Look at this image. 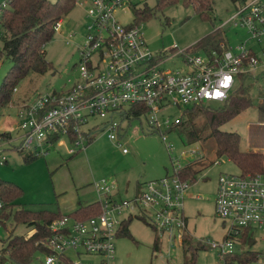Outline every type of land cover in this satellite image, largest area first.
Instances as JSON below:
<instances>
[{
	"label": "built area",
	"instance_id": "1",
	"mask_svg": "<svg viewBox=\"0 0 264 264\" xmlns=\"http://www.w3.org/2000/svg\"><path fill=\"white\" fill-rule=\"evenodd\" d=\"M147 0H77L87 6L90 21L87 34L79 48L80 75L74 83L59 92L38 94L23 102L17 112L18 122L10 133L0 138V163L7 162L5 150L17 148L35 156L46 155L52 145L67 143V152L76 154L85 148L95 135V126H86L91 117L106 119L108 136L122 146L118 136L120 122L115 114L134 116L125 104L144 105L148 122L153 128L173 129L180 122L167 118L160 121L161 110L170 105H194L206 100H226L242 73H251L264 60L241 40L237 51L214 49L206 56L191 46L180 48L174 43L168 50L153 51L146 41L141 22L124 24L117 17L118 10H126ZM6 1L3 5H6ZM246 28L251 37L262 41L264 34V0H242L233 15L221 23ZM63 20H58L59 29ZM71 33L67 41H71ZM174 57L183 64L174 68L162 65ZM15 87L14 90H16ZM87 128H86V127ZM12 131H15L13 133ZM162 138L169 151L175 145ZM127 152L126 147H122ZM201 150V149H200ZM198 158L180 164L174 162L172 172L147 180L135 196L118 199L115 181L102 179L94 186L99 194V210L85 217L64 214L53 219L50 234L44 240V259L35 264H88L83 255H102L103 264L115 254V238L132 215L141 216L158 232L168 235L171 244H182L189 230L185 213V199L196 177L185 175L186 166L205 160L203 150ZM219 163L216 159L213 163ZM212 164V163H210ZM215 210L228 223L229 229L221 241H203L216 248L225 264H252V261L228 260L239 252V238L244 228L264 227V174L220 173L217 179ZM78 256V257H77Z\"/></svg>",
	"mask_w": 264,
	"mask_h": 264
},
{
	"label": "rangeland",
	"instance_id": "2",
	"mask_svg": "<svg viewBox=\"0 0 264 264\" xmlns=\"http://www.w3.org/2000/svg\"><path fill=\"white\" fill-rule=\"evenodd\" d=\"M6 0H0V5ZM157 0L141 2L138 7L143 8L148 4L152 8L149 16L139 17L136 9L130 6L126 10H118L117 17L124 24L134 22L142 18L141 27L147 43L153 51L168 50L174 43L180 48L194 45L221 23L230 18L237 7L234 0H214L213 7L204 17L192 5H185L182 1L160 7ZM87 6L76 3L64 17L63 24L51 40L46 43V58L51 66L44 73L32 72L22 79L17 89L13 91L10 102L0 107V132L11 130L18 122V108L26 101L34 99L38 94L59 92L69 88L80 75L79 48L83 43L90 21ZM221 31L226 39L228 49L237 51L236 46L241 40L252 48L258 57L264 60V34L262 41L246 28L236 27L228 23ZM4 28L0 22V50L3 47L1 35ZM74 36L67 41L70 34ZM196 53L206 56L203 48L195 47ZM181 57H174L165 62L163 67H176L182 65ZM8 59H0V86L10 69ZM239 82L236 83L237 89ZM248 85V95L252 97V103L241 110L232 119L221 125V129L236 131L241 135L240 147L244 150L264 148V64H261L245 79ZM234 89V90H235ZM204 105L213 108L222 102L218 100H206ZM193 105H170L161 110L159 119L174 120L187 119V108ZM130 105L125 104L128 109ZM193 119L187 122L191 126L194 123L201 129L202 138L197 142L189 143L185 134L178 128L167 129L161 126L159 129L151 127L148 122V114L140 116H126L122 112L115 114V119L120 122L118 136L122 146H118L117 139H111L105 128L106 119L91 117L86 126H95V135L89 139L85 148L76 154L70 155L65 143L52 145L46 155H39L30 160L25 159L26 150L8 148L7 162L0 163V177L18 185L22 191L17 196L18 206L41 209L49 208L53 211L70 213L81 204H88L99 199L95 189V182L102 179L115 181L119 192L118 199H130L135 196L139 184L147 180L160 178L173 171L174 162L186 164L198 158L199 151L203 150L205 160L195 165L199 169L196 181L190 187L192 196L185 199V212L188 217L190 235L197 239L208 241H221L227 234L228 223L221 219L215 210V197L217 179L220 173H241L240 167L226 155L218 156L215 141L210 136V129L206 126V117L197 110L193 111ZM85 126V127H86ZM87 128V127H86ZM15 133V131H12ZM162 132H166L168 140L175 145L173 152L169 151L162 138ZM122 147L127 148L124 152ZM201 149V150H200ZM219 163H213L214 160ZM210 162L212 164H210ZM195 194H199L198 197ZM1 202V199H0ZM18 208V207H17ZM132 215L128 220L129 234L122 232L115 240V254L105 264H225L218 249L209 245L197 250L192 258V252H184L183 245L176 239L171 244L170 237H159L158 232L141 216ZM10 230L15 234L28 235L32 227L28 223L15 222L10 215L0 222V248ZM253 231V244L245 245L246 249L259 254L252 264H264V227L250 229ZM192 237V236H191ZM195 239V238H194ZM158 241V248L154 247ZM240 245L237 246L239 250ZM78 257V256H77ZM44 259V253H36L32 263ZM82 259L88 264H103L102 255H83ZM3 264H17L11 259H6Z\"/></svg>",
	"mask_w": 264,
	"mask_h": 264
},
{
	"label": "trees",
	"instance_id": "3",
	"mask_svg": "<svg viewBox=\"0 0 264 264\" xmlns=\"http://www.w3.org/2000/svg\"><path fill=\"white\" fill-rule=\"evenodd\" d=\"M179 1H182L185 5H192L204 17L208 16V12L212 9L214 3V0H157L156 5L163 7ZM234 1L239 4L242 0ZM6 2V5H3V3L0 5V22L4 28L1 35L3 47L0 50V59H8L11 66L0 86V107L10 102L15 87L22 79L32 72L44 73L51 66V62L46 58V43L53 38L56 32V22L63 19L74 8L77 0H6ZM136 8L139 17L149 16L152 13V8L148 4L143 8ZM140 19L142 18H138L136 21L141 22ZM225 45L226 39L221 28L218 27L191 47L194 51H196L195 47L203 48L209 54L214 49L221 52ZM249 74L242 73L239 75L237 89L234 87L235 90H232L226 100L221 101V105L213 108L203 103L194 104L187 108V119L183 121L181 117L180 122L174 127L185 134L189 143L197 142L202 138L201 129L194 123L192 126L191 123L188 126L186 121L190 122L193 119V111L195 110L204 114L206 117L205 124L210 129L209 134L215 141L218 156L226 155L229 157L240 167L243 175L264 174V150L261 148L242 149L240 147L241 135L236 131L223 130L221 125L252 103V97L248 95V85H245V79ZM260 108L262 111L263 105ZM145 111L146 107L144 105H132L128 110L134 116H140V113ZM9 133V130L0 132V138ZM24 157L26 160H30L36 156L28 152ZM197 164L199 162L186 166L188 171L185 175L189 174L195 177L199 171L206 167L199 169L195 166ZM21 191L22 189L18 185L0 177V222H4L6 218L13 215L15 222L28 223L33 229V232L28 235L15 234L13 230H10L3 247L0 248V262L2 263L9 258L17 264H34L32 261L36 253L47 250L44 240L51 232L49 228L51 221L65 214L49 208L35 210L18 206L16 199ZM98 210L99 201L95 200L81 205L70 212L69 215L85 217ZM127 228V222H125L119 234L122 232L129 234ZM241 232L242 235L239 238L240 251L228 256L227 259L257 260L259 254L245 248V245L254 242L253 231L244 228ZM190 234H185L182 245L184 252L191 251L192 258H194L197 250L208 246V244ZM154 247L158 248V241L155 242Z\"/></svg>",
	"mask_w": 264,
	"mask_h": 264
},
{
	"label": "crops",
	"instance_id": "4",
	"mask_svg": "<svg viewBox=\"0 0 264 264\" xmlns=\"http://www.w3.org/2000/svg\"><path fill=\"white\" fill-rule=\"evenodd\" d=\"M6 131H7V130H6ZM262 149L264 150V148H262ZM141 184H142V183H140L139 186H140ZM139 188H140V187L136 188V192L139 190ZM192 195H194V193H191L190 190H189L188 196H192ZM195 196L198 197L199 194H195ZM81 205H84V204H81ZM81 205H80V206H81ZM80 206H79V207H80ZM77 208H78V207H77ZM75 209H76V208H75ZM75 209H74V210H75ZM185 213H186V212H185ZM188 224H189V223H188ZM127 225H128V222H127ZM188 226H189V225H188ZM188 228H189V227H188ZM32 232H33V229H32V231H31L29 234H31ZM26 235H27V234H26ZM3 263H5V262H3ZM3 263L0 262V264H3Z\"/></svg>",
	"mask_w": 264,
	"mask_h": 264
},
{
	"label": "bare ground",
	"instance_id": "5",
	"mask_svg": "<svg viewBox=\"0 0 264 264\" xmlns=\"http://www.w3.org/2000/svg\"><path fill=\"white\" fill-rule=\"evenodd\" d=\"M221 102V101H220Z\"/></svg>",
	"mask_w": 264,
	"mask_h": 264
}]
</instances>
